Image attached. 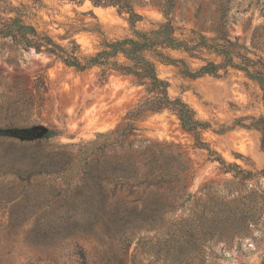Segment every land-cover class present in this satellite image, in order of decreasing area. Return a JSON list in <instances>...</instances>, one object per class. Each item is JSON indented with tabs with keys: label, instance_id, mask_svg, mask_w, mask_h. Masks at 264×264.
Segmentation results:
<instances>
[{
	"label": "rangeland",
	"instance_id": "1",
	"mask_svg": "<svg viewBox=\"0 0 264 264\" xmlns=\"http://www.w3.org/2000/svg\"><path fill=\"white\" fill-rule=\"evenodd\" d=\"M120 1L143 16L136 29H154L167 16L180 44H206L190 51L164 50L191 70L207 62L222 64L216 75L190 78L180 72L181 63L155 62L157 75L169 82V96L181 98L195 119L207 124L199 130L202 147L168 109L132 121L137 134L133 152L150 144H173L191 162L186 192L192 196L165 217L176 219L202 208L237 209L244 221L240 232L232 239L223 234L209 241L207 262L260 264L264 138L254 123L264 120V0ZM101 2L106 5L95 6L91 0H0V5L2 15H19L61 44L67 43L60 38L67 32L88 54L104 39L134 36L126 10L118 13L113 1ZM167 4L171 6L164 15ZM223 50L232 52L237 66L247 63L250 73L261 71L263 81L224 64ZM35 82L44 90L38 92ZM141 97L142 87L132 77L110 72L102 80L96 67L75 71L46 52L0 38V127L31 130L30 138L0 135V264H79V248L87 264H100L109 245L102 212L140 207L145 194L154 191L136 188L130 194L123 179L115 183L113 162L129 150L101 148L102 135L125 123L127 111ZM43 128L45 135L38 137ZM163 193L182 204V198Z\"/></svg>",
	"mask_w": 264,
	"mask_h": 264
},
{
	"label": "trees",
	"instance_id": "2",
	"mask_svg": "<svg viewBox=\"0 0 264 264\" xmlns=\"http://www.w3.org/2000/svg\"><path fill=\"white\" fill-rule=\"evenodd\" d=\"M91 1L95 6L106 5L101 2L102 0ZM111 1H113L111 4L118 6V13L122 10L128 13L126 20L134 36L104 39L93 53H82L80 45L75 38L67 35V32L60 38L68 41L61 44L48 34L38 32L19 15H2L4 8L1 5L0 38L9 37L14 44L33 48L36 52H46L54 60L75 71L81 72L96 67L102 80L106 79L108 73L114 72L132 77L134 84L142 87V97L127 111L125 123L102 135L101 148L126 147L129 150L128 154L113 162L110 174L115 183L123 179L124 183L130 186V194H134L136 188H141L142 192H145L146 189L154 187V191L150 190L145 194L140 207H117L109 212H102L106 217L103 233L109 245L103 250V255L99 259L100 264H208L205 251L209 241L223 234L232 239L234 233H239L244 223L240 218L241 213L237 209L213 212L202 208L198 213L189 210L186 216L166 218L165 213H174L192 196L186 192V181L191 176V162L188 159L184 160L183 152L174 148L173 144H150L142 151L133 152L132 145L137 134L132 121L146 112L168 109L176 114L183 129L193 133L195 145L202 147L205 143L199 138V130L207 124L195 119L194 111L181 98L169 96V82L157 75L155 62L174 65L181 63L183 68L180 72L190 78L205 73L216 75L222 64L207 62L197 70H191L180 59L173 58L164 50L183 48L190 51L194 47L206 44L192 46L180 44L173 36L174 28L167 16L166 21L159 23L154 29L138 30L136 23L142 20L143 16L135 12L126 1ZM170 6L171 4H167L163 10L164 15L168 14ZM231 53L228 50L222 51L224 64L237 66L238 64L232 62ZM237 67L243 69L250 77L263 81L261 71L255 70L253 74L250 73L247 63ZM33 86L38 92L44 90V87L36 82ZM254 125L260 129L264 138V120L258 119ZM30 131L27 127H0V135L30 138ZM138 141L141 143L142 139ZM158 189L162 192L159 193ZM164 191L172 194L174 198H182V204L177 206L163 193ZM147 199L152 203L147 205L145 203ZM142 231H152V234L147 235ZM76 255L79 264H87L83 249L79 248ZM260 264H264V258Z\"/></svg>",
	"mask_w": 264,
	"mask_h": 264
},
{
	"label": "water",
	"instance_id": "3",
	"mask_svg": "<svg viewBox=\"0 0 264 264\" xmlns=\"http://www.w3.org/2000/svg\"><path fill=\"white\" fill-rule=\"evenodd\" d=\"M45 132H46V129L43 128L40 132H38L37 136L40 137V136H42V134L45 133Z\"/></svg>",
	"mask_w": 264,
	"mask_h": 264
}]
</instances>
